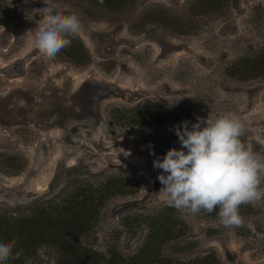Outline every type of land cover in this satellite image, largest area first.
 <instances>
[{"label":"rangeland","instance_id":"obj_1","mask_svg":"<svg viewBox=\"0 0 264 264\" xmlns=\"http://www.w3.org/2000/svg\"><path fill=\"white\" fill-rule=\"evenodd\" d=\"M76 1L48 0L56 13L80 18L87 65L62 51L48 60L30 44L43 24L33 9L44 0H8L0 21V207L56 196L72 180L127 173L138 179V192L116 199L89 242L129 250L140 234L126 232L122 216L165 206L153 160L180 148L174 125L235 116L248 129L246 147L264 156V78L227 74L238 58L264 48V0H232L204 16L189 10L194 0H134L114 20L98 19ZM153 101L170 115L146 136L108 118L111 108ZM181 213L188 233L161 251L165 257L264 264V199L242 205L239 228ZM54 263L42 251L25 264Z\"/></svg>","mask_w":264,"mask_h":264},{"label":"trees","instance_id":"obj_2","mask_svg":"<svg viewBox=\"0 0 264 264\" xmlns=\"http://www.w3.org/2000/svg\"><path fill=\"white\" fill-rule=\"evenodd\" d=\"M230 1L194 0L189 10L192 14L204 16L221 12ZM132 2L134 0H104L100 4L98 0H77L75 4L98 19L114 20ZM7 12L8 0H0V21ZM62 53L78 65H87L91 59L79 35ZM227 74L238 81L249 77L264 78V48L238 58ZM108 115L110 122L128 125L134 134L142 137L165 124L170 108L162 106L160 101H153L138 108L114 107L109 109ZM168 127L172 128V125ZM241 140L247 146L245 138L241 137ZM139 187L134 176L113 172L86 180H72L56 196L0 207V242L16 241L13 254L19 253L18 259L5 263L25 264L45 251L49 258H55L54 264H220L216 259L182 260L161 254L165 247H171L172 240L177 242L188 233L181 211L166 205L161 210L151 208L122 216L126 232L140 234L132 249L124 250L110 243L99 244L107 248L111 259H105L103 254L96 252L94 249L98 246H92L89 241L97 233L102 218L109 214L116 199L131 197ZM201 213L218 218V209L212 213ZM191 244H178L176 249H188Z\"/></svg>","mask_w":264,"mask_h":264},{"label":"clouds","instance_id":"obj_3","mask_svg":"<svg viewBox=\"0 0 264 264\" xmlns=\"http://www.w3.org/2000/svg\"><path fill=\"white\" fill-rule=\"evenodd\" d=\"M44 4L33 9V15L43 18V24L30 44L44 58L53 60L71 46L82 24L77 15L58 14L48 0ZM172 130L180 148H170L163 157L153 160V167L161 170L157 179L164 204L192 215L218 209L224 227H244L240 207H255L264 199V156L253 153L242 142L248 131L245 124L235 116L212 118L209 114L206 119L198 116L190 126L189 121H182ZM15 246L16 241L0 242V264L19 258V253L13 254ZM94 250L111 259L106 247Z\"/></svg>","mask_w":264,"mask_h":264}]
</instances>
